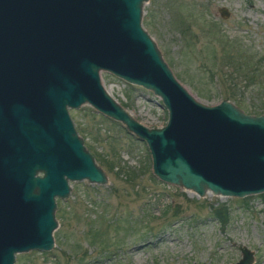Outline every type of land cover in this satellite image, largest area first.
<instances>
[{
    "label": "water",
    "instance_id": "95a60500",
    "mask_svg": "<svg viewBox=\"0 0 264 264\" xmlns=\"http://www.w3.org/2000/svg\"><path fill=\"white\" fill-rule=\"evenodd\" d=\"M144 2L0 0V264L53 247L55 198L68 196L69 181L106 182L67 108L87 104L120 123L145 144L151 173L164 183L199 197L264 192V113L191 95L142 28ZM99 71L158 97L165 124L133 119ZM239 252L229 264L252 263L251 251Z\"/></svg>",
    "mask_w": 264,
    "mask_h": 264
},
{
    "label": "rangeland",
    "instance_id": "374dc122",
    "mask_svg": "<svg viewBox=\"0 0 264 264\" xmlns=\"http://www.w3.org/2000/svg\"><path fill=\"white\" fill-rule=\"evenodd\" d=\"M141 26L174 77L206 105L235 90L226 78L243 77L238 64L264 57V0H146ZM99 76L133 119L148 128L165 124L166 110L150 91L106 71ZM248 92L240 94L244 106H264ZM67 112L106 182L69 181L68 196L55 198L53 247L15 254L13 264H229L240 247L252 252L251 264H264V192L199 197L164 183L151 173L145 144L120 123L87 104Z\"/></svg>",
    "mask_w": 264,
    "mask_h": 264
},
{
    "label": "trees",
    "instance_id": "16d2710c",
    "mask_svg": "<svg viewBox=\"0 0 264 264\" xmlns=\"http://www.w3.org/2000/svg\"><path fill=\"white\" fill-rule=\"evenodd\" d=\"M249 49L243 50V53L249 52ZM255 58V59H254ZM215 70L213 72L219 71L218 68H213ZM211 70V72H212ZM239 72H242L243 77L240 78L239 81L233 78L230 74L227 76L226 80L229 82L230 86H234L235 90H230L229 93L224 96V99H229L232 101L238 108H240L243 112L247 114H262L264 113V106L261 105L259 107L255 106L247 107L244 106L240 99V94L244 93V91L249 90L250 97L256 101H260L264 103V57L261 55L260 57L256 55H252L242 67L238 64ZM235 80V81H234ZM238 85V87H237ZM242 90V91H239ZM240 96V97H239ZM259 102V103H260ZM126 174V173H125ZM128 174V173H127ZM126 174V175H127ZM133 173L130 172L128 178H132ZM225 210L216 211L215 215L223 221L226 217Z\"/></svg>",
    "mask_w": 264,
    "mask_h": 264
},
{
    "label": "bare ground",
    "instance_id": "6f19581e",
    "mask_svg": "<svg viewBox=\"0 0 264 264\" xmlns=\"http://www.w3.org/2000/svg\"><path fill=\"white\" fill-rule=\"evenodd\" d=\"M163 241V240H162ZM137 252V251H136Z\"/></svg>",
    "mask_w": 264,
    "mask_h": 264
}]
</instances>
